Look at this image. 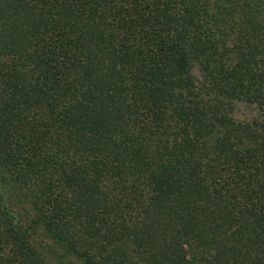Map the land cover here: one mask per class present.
Instances as JSON below:
<instances>
[{
    "label": "trees",
    "instance_id": "1",
    "mask_svg": "<svg viewBox=\"0 0 264 264\" xmlns=\"http://www.w3.org/2000/svg\"><path fill=\"white\" fill-rule=\"evenodd\" d=\"M37 229L81 264H264V0H0V264H48Z\"/></svg>",
    "mask_w": 264,
    "mask_h": 264
},
{
    "label": "rangeland",
    "instance_id": "2",
    "mask_svg": "<svg viewBox=\"0 0 264 264\" xmlns=\"http://www.w3.org/2000/svg\"><path fill=\"white\" fill-rule=\"evenodd\" d=\"M256 109L253 105L239 102L233 109V116L237 120H245L254 117ZM33 244L46 258L48 264H81L79 260L66 253L61 246L53 243L47 236L37 229L31 235Z\"/></svg>",
    "mask_w": 264,
    "mask_h": 264
}]
</instances>
